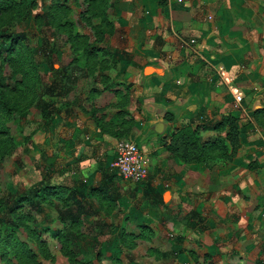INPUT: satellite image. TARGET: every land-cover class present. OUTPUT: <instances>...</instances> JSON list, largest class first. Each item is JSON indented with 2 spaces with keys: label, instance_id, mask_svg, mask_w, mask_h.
I'll use <instances>...</instances> for the list:
<instances>
[{
  "label": "crops",
  "instance_id": "obj_1",
  "mask_svg": "<svg viewBox=\"0 0 264 264\" xmlns=\"http://www.w3.org/2000/svg\"><path fill=\"white\" fill-rule=\"evenodd\" d=\"M44 1L37 0L38 14L50 3ZM76 1L59 2L69 8ZM109 1V47L118 50V60L98 58L87 69L97 76H88L77 92L90 105L67 116L77 171L72 180L84 183L85 209L101 214L91 226L112 230L99 239L93 259L190 264V253L205 252L218 259L221 244L248 241L249 227L264 228V0ZM93 115L118 135L100 130ZM225 115L237 131V146L226 158L206 166L166 150L169 132L183 124L196 127L202 141L228 143L227 125L220 123ZM124 135L147 158L140 181L123 178L112 165ZM226 250L221 256L230 258Z\"/></svg>",
  "mask_w": 264,
  "mask_h": 264
},
{
  "label": "rangeland",
  "instance_id": "obj_2",
  "mask_svg": "<svg viewBox=\"0 0 264 264\" xmlns=\"http://www.w3.org/2000/svg\"><path fill=\"white\" fill-rule=\"evenodd\" d=\"M109 2L106 0L102 16L95 14L98 12L95 8L85 12V0H78L75 6L69 8L65 4L67 11L62 19L70 23L72 33L80 34L88 47H103V51H97L91 56L92 59L97 61L100 58L112 63L119 56L118 50L109 47L113 33V23L108 15ZM98 5L99 3L96 6ZM27 10V13L8 22L0 21V32L22 34V43L28 45L39 73V83L34 81L32 88L33 100L25 108L13 111L6 122L13 147L0 154V264H18L8 246L4 244L10 231L18 239L25 241L35 254L34 260L24 259L23 264H69L67 257L60 252V242L54 232L69 234L70 240L66 242V249L72 251L75 259L82 264H91V261L97 264V260L93 258L94 253L99 251L98 241L109 236L112 231L110 227L91 226L101 214L91 211L80 213L74 218L75 225L70 227L69 219L61 222L57 216L63 200L60 201V197L51 193L44 194L38 188L41 185L39 180L49 184L76 186L79 179L72 180L77 171L70 160L74 138H71V131L68 130L67 116L72 113L73 107L81 111L88 109L90 103L80 91L77 92L78 86L82 88V84L88 83L87 80L97 74L88 73L82 65L68 63L70 59H82L83 56L70 49L64 32H59L53 24L49 25L42 19H33L32 14H38V10H42L37 0ZM58 61H61L60 65L53 67L52 63ZM42 63L47 65L43 68L47 72H41ZM12 69L1 53L0 75L8 86H13L14 81L19 78L18 73ZM74 76H78L79 80H74ZM84 76H87L86 80L83 79ZM50 84H54L51 92L43 90V87ZM41 100L49 103V115L45 118L40 115ZM18 195L27 197L19 201L12 211H8ZM248 229V241H239L231 244L232 246L229 243L221 244L218 259H212L209 252L202 256L201 253H190V264H264V228L252 226ZM34 237L46 245L45 254L39 251ZM228 248L229 255L232 256L222 257L221 254ZM86 249L93 250V253H86ZM238 252L244 253L245 258L238 260L235 256ZM88 256L93 260L88 259Z\"/></svg>",
  "mask_w": 264,
  "mask_h": 264
},
{
  "label": "trees",
  "instance_id": "obj_3",
  "mask_svg": "<svg viewBox=\"0 0 264 264\" xmlns=\"http://www.w3.org/2000/svg\"><path fill=\"white\" fill-rule=\"evenodd\" d=\"M60 0H51L47 8L40 14H35L34 19H42L48 24H54L55 28L59 32H64L67 41H69L70 49L78 52L82 55V59H70L69 64L74 62L82 66H86L89 69L92 64L96 62L91 56L97 51H103V47H88L83 37L77 32L71 31L70 23L67 20L62 19V16L67 11V6L59 2ZM86 8L85 12L92 11L94 8L102 16V9L106 3V0H85ZM99 3L98 6H96ZM34 5V0H0V21H10L14 17L23 15L28 8ZM23 36L20 33H2L0 32V54L3 53V57L13 68L12 71L18 73L19 78L14 81L13 86H8L3 77L0 75V154L8 152L13 147V142L9 131L6 127V122L9 120L10 115L15 110H21L27 106V104L33 100L32 90L34 83H39V73L36 64L33 60V56L28 45L22 43ZM81 48H79V45ZM35 79V80H34ZM35 81V82H34ZM54 84H50L48 87H43V90L51 92ZM50 87V90H49ZM28 90H32L29 92ZM48 92V93H49ZM26 93H29L28 95ZM49 103L41 100L39 103L40 115L45 118L49 115L47 105ZM95 124L102 131H106L111 134L118 135V130H112L105 127L97 116H92ZM224 118L220 123H225L227 129L225 132V139L228 143L219 137L200 140L198 137V130L196 127H192L189 124H183L181 126L173 128L168 136L169 141L165 143L166 150L170 155L188 162H202L206 166H210L212 162L221 160L231 155L237 146V131L234 126V120L232 117L223 116ZM218 122L216 123L217 126ZM230 149V153L226 152ZM40 190L44 194H54L61 198V206H59L57 213L58 219L62 221H69V226L75 225L74 218L78 217L80 213L87 211L85 209V203L83 201L82 186L84 183L80 181L78 186H67L63 184H49L45 181L39 180ZM43 183V184H42ZM79 187V188H78ZM37 188V189H38ZM92 188V187H91ZM90 188V190H91ZM26 195H18L13 199L12 204L8 207V211H12L13 207L17 206L19 201L25 199ZM13 205V206H12ZM15 217V215H12ZM56 238L60 242V252L67 257L69 264H82L75 259V255L72 254L70 249H66V242H69V234L54 232ZM126 236L133 237L131 234ZM38 249L42 254H45V244L37 237H34ZM1 242V239H0ZM125 245V240L122 241ZM4 244L8 246L13 254L16 263L23 264L24 259L34 260L35 254L31 251L25 241H22L16 237V235L10 231L6 235ZM84 264V263H83ZM88 264V263H86Z\"/></svg>",
  "mask_w": 264,
  "mask_h": 264
},
{
  "label": "built area",
  "instance_id": "obj_4",
  "mask_svg": "<svg viewBox=\"0 0 264 264\" xmlns=\"http://www.w3.org/2000/svg\"><path fill=\"white\" fill-rule=\"evenodd\" d=\"M189 40L193 41L192 38ZM233 97L234 101L238 103L241 96L234 92ZM262 141L264 145V133ZM112 165L123 178L132 182L142 180L147 174V158L130 136H124L117 140Z\"/></svg>",
  "mask_w": 264,
  "mask_h": 264
},
{
  "label": "water",
  "instance_id": "obj_5",
  "mask_svg": "<svg viewBox=\"0 0 264 264\" xmlns=\"http://www.w3.org/2000/svg\"><path fill=\"white\" fill-rule=\"evenodd\" d=\"M155 127H156V130H160L161 124L160 123H156Z\"/></svg>",
  "mask_w": 264,
  "mask_h": 264
}]
</instances>
